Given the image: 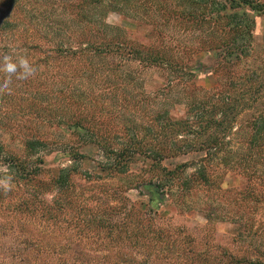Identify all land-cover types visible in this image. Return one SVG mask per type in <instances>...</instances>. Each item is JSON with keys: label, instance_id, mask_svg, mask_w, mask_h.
<instances>
[{"label": "rangeland", "instance_id": "1", "mask_svg": "<svg viewBox=\"0 0 264 264\" xmlns=\"http://www.w3.org/2000/svg\"><path fill=\"white\" fill-rule=\"evenodd\" d=\"M10 1L14 5L6 7L5 0H0V20L5 19L0 28V88L8 84L0 90V180L11 177L9 191L0 186V264H84L94 260L120 264L123 259L127 262L121 264L146 259V264H161L157 249L167 239L159 244L162 239L156 233L162 228L164 237L172 233L177 238H191L200 249L228 247L236 253L242 247L250 256L264 254V203L245 196L249 191H261L259 180L250 183L228 167L212 163L206 185L188 190L190 175L203 164L205 152L164 160L161 165L177 170L175 175H163L140 152L165 147L155 133L166 119L183 122L205 107L189 112L186 96L179 95L181 90L164 93L168 78L160 70L134 62L115 65L119 64L116 55L98 59L86 54L77 60V51L87 46L81 42L89 39L90 31L101 39L105 26L114 28L107 32L120 42L155 46L157 30L166 35L168 28H156L158 22L149 23V17L159 1L166 4L171 0H147L150 3L145 9H135L140 0H120L119 10L105 12L103 7L111 0ZM61 40V49L72 44L73 51L59 52ZM192 47L190 63L197 88L212 90L219 79L232 76L237 81L236 95L241 96L245 68L255 69L252 79L256 84L264 81V15L256 17L251 56L227 71L212 72L215 60ZM62 54L66 56L62 58ZM5 55L14 63L27 58L35 69L27 77L30 82L18 78L23 72L19 66L15 74L3 70ZM172 99L180 103L170 106ZM233 108L231 105L225 119L234 122L231 151L244 154L249 147L242 142L244 132L264 108V99L258 95L243 99L240 114ZM76 121L87 128L86 135L92 140L83 130L76 133L68 127ZM86 139L88 143H84ZM128 147L135 153L131 160L122 161L126 166L117 167L122 159L119 151ZM76 151L84 157L74 160L71 154ZM10 156L36 168L32 184L20 175V164L10 168ZM183 163L188 165L182 173L177 166ZM21 201L32 210L13 211ZM204 212L211 218L203 217ZM240 212L247 221L242 227L229 219ZM102 219L107 220L106 225ZM239 233L244 237L239 238ZM210 256L208 264L219 260L218 255Z\"/></svg>", "mask_w": 264, "mask_h": 264}, {"label": "trees", "instance_id": "2", "mask_svg": "<svg viewBox=\"0 0 264 264\" xmlns=\"http://www.w3.org/2000/svg\"><path fill=\"white\" fill-rule=\"evenodd\" d=\"M10 2V0H5L6 7L13 4ZM148 3L150 2L147 0H140L133 5L135 9L142 7L145 9ZM119 6H121L120 0H111L103 7L104 12L107 9L119 10L121 8ZM163 8H165V11L161 10ZM258 15H264V2L261 0H171L170 3L166 4L159 1L152 10L148 21L149 23H152V21L158 22L156 28L168 29L165 30L166 35H163L162 30H157L159 34L156 36L158 41L155 46H134L130 42H120L117 37L114 38L115 35L112 36L111 33L107 32L108 30L112 32L114 28L105 26L101 31V39L90 31L89 39L86 42H81V44L87 46L77 51L79 53L77 60H80L86 54L98 59H103L104 56L116 55V62H119V64L115 65L134 62L137 66L146 69L165 72L168 78H166L168 88L163 87L164 93H171V91L177 89L181 90L182 93L179 95L184 94L186 96L184 99L187 100L186 104L189 112H192L195 108L205 107L204 111H197L183 122L166 119L164 124L158 125L159 128L156 130L159 129L160 131L157 134L155 133V138L158 140L160 137L159 141H162V146L165 147L157 148V146H154L140 151L142 155L144 154V158L151 160V166L154 169L157 167V171H160L163 175L178 173L177 170H167L168 167L162 166L161 163L164 160L172 159L177 155L205 152V156L201 159L203 164H199L195 173L190 175L191 178L186 184L188 190L193 189L200 183L206 185L208 180V177H206L207 168L210 164L217 163L243 175L250 183H257L258 180L263 183V185L260 182L258 183L261 187L259 193L255 194L254 191H249L245 196L247 198L251 197L256 202L263 201L264 203V108L261 109L257 119L254 120L251 129L244 132L245 138L242 142L249 144L248 151L243 150V152L245 151L244 154L242 152L241 154L239 152L234 154L231 151L230 136L234 122L233 119L225 121L231 105L234 106L233 110L238 111L241 101L245 98L251 99L254 95H258L264 99V81L256 84L252 79V76L256 75L255 69L251 71L245 68L242 74L247 79L242 84L241 96L236 95L237 89H235L234 84L237 81L232 76L225 81L219 79L217 87L212 90H203L195 85L196 76L190 63V57L193 54L192 46L194 51H205L208 53L210 60H215L212 71L215 73L221 68L227 71L230 67L232 68L247 60L253 51V33ZM4 21V18L0 20V28L4 26ZM175 28H177V32L174 30ZM63 42L61 40V43L57 45L59 52L66 53L65 50L72 52V44L66 49H61L64 46ZM169 42L173 44L170 45ZM65 56L62 54V58ZM171 77H176L177 81L171 80ZM159 96V93H157L155 98L159 99ZM214 98H216V101H214ZM179 103L178 99H172L170 106H177ZM241 111L242 109L238 111L239 114ZM164 112L166 115L170 114L169 111ZM207 114L210 116L203 121L202 119ZM159 116L160 114L157 115V119ZM190 118H193V120ZM155 121L157 120L155 119ZM223 123H225L224 127H222ZM68 127L73 128L76 133L83 130L84 136H88L86 135L87 128L79 121L69 124ZM239 133H242V131L239 130ZM88 138L92 140L90 136ZM84 143H88L87 139ZM135 150L139 151V148H135ZM131 151L132 148L129 147L119 151V156H122V159L117 167L126 166V163H122V161L126 157L131 160V153H135V151ZM223 152L226 153L222 154ZM126 153L127 156H125ZM71 157L75 160L84 157V155L78 154L76 151L71 154ZM7 161L10 168L13 167V164L17 167L20 164V175L28 183H33L36 168H28L26 162L17 163L11 156L8 157ZM33 163L35 164V162H32V167H34ZM187 165V163H183L177 167L183 173L185 172L183 168H187ZM170 178L173 179V177ZM191 183H196V185L192 186ZM28 209L32 210L29 203L25 201H21L13 207V211ZM243 214L240 212L237 217L229 219H233L235 223L239 222V226L242 227L247 223L246 218L242 217ZM203 217L206 219L211 218V214L204 212ZM102 220L106 225L107 220ZM138 223V226L141 227L140 221ZM151 224H154V222ZM112 225L116 226L117 224L112 223ZM162 230L163 228L159 234L156 233L159 241L162 239L159 244L164 243V239H167V244L159 246L157 249L159 250L157 253L159 259L157 260H161V264H208L210 263L208 261L210 255L214 257L218 255L219 260L215 264H264L263 253L259 256H250L242 247L236 253L228 247L216 248L218 251L208 247L200 249L194 239L177 238L172 233L164 237ZM177 231L181 232V228H178ZM238 237H244L243 233H239ZM126 260H121V263H126ZM92 262L82 263L104 264L98 260ZM107 263H110V261H107ZM146 263L147 259L138 264Z\"/></svg>", "mask_w": 264, "mask_h": 264}, {"label": "clouds", "instance_id": "3", "mask_svg": "<svg viewBox=\"0 0 264 264\" xmlns=\"http://www.w3.org/2000/svg\"><path fill=\"white\" fill-rule=\"evenodd\" d=\"M20 67L23 69V72L19 74L18 78L20 79H26L28 76L33 75L35 72V69L29 64V61L25 57H20L18 60V63H14L12 61V58L8 55L4 56L3 61V70L8 74H15L17 72V67ZM8 84L5 83L3 85V88H0V90L7 89ZM11 177H9L6 180H0V186L4 188V191L7 192L10 190V181Z\"/></svg>", "mask_w": 264, "mask_h": 264}]
</instances>
